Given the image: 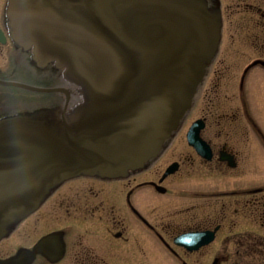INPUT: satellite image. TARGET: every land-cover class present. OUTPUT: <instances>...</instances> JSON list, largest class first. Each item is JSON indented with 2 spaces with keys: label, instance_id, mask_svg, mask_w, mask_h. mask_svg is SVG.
Returning <instances> with one entry per match:
<instances>
[{
  "label": "water",
  "instance_id": "obj_1",
  "mask_svg": "<svg viewBox=\"0 0 264 264\" xmlns=\"http://www.w3.org/2000/svg\"><path fill=\"white\" fill-rule=\"evenodd\" d=\"M6 12L13 39L37 63L62 67L82 85L85 100L69 121L66 87L0 79L66 94L61 123L24 113L0 118V236L15 216L34 210L55 181L81 173L124 176L156 156L191 106L221 31L207 0H8ZM0 41H6L1 28ZM202 127V120L193 122L187 138L209 157ZM198 235L177 241L198 245ZM35 249L56 257L63 250L59 234L43 237Z\"/></svg>",
  "mask_w": 264,
  "mask_h": 264
},
{
  "label": "flooded vegetation",
  "instance_id": "obj_2",
  "mask_svg": "<svg viewBox=\"0 0 264 264\" xmlns=\"http://www.w3.org/2000/svg\"><path fill=\"white\" fill-rule=\"evenodd\" d=\"M208 1L212 7L221 6V0ZM246 8L255 11L264 22V5L251 2ZM0 28L6 40L0 41L1 46L22 49L19 43L12 42L10 26L0 23ZM261 61L264 59L258 57L252 64L263 65ZM6 71L11 70L7 67ZM14 71L15 68L0 76L14 78ZM46 73V81L59 83L61 77L55 67ZM202 87L203 82L197 97ZM56 94L57 98L65 99L64 93ZM11 97H0V109L5 110L0 111V118L17 113L18 108L9 105ZM76 114L77 110L67 112L70 120ZM56 120L61 123V119ZM195 120L203 121L199 135L208 146L209 157L203 154L207 153L203 147L200 153L185 138L181 142L186 154L162 170L155 161H148L143 167L128 170L124 176L109 178L81 173L61 179L54 182L32 210L43 211L52 206L67 215L74 213L79 220L114 227L111 236L116 243L106 241L107 236L96 241L78 236L69 251L66 239L69 231L57 230L41 235L30 246H18L14 252L0 250V264L11 259H17L15 264H159L163 254L168 258L165 264H264V134L255 129L260 141L253 146L247 140L242 144L229 143L219 139V131L214 134L209 129L206 116ZM169 143L165 150L170 148ZM173 164L174 170L164 175ZM77 180L113 187L105 192L86 181L85 188L80 189L74 187ZM157 196L165 201L162 205L156 204ZM26 217L15 216L0 236V243ZM51 233L59 234L63 246L62 251L54 253V258L35 249L39 240ZM185 233L199 234L201 243H178L177 238Z\"/></svg>",
  "mask_w": 264,
  "mask_h": 264
},
{
  "label": "rangeland",
  "instance_id": "obj_3",
  "mask_svg": "<svg viewBox=\"0 0 264 264\" xmlns=\"http://www.w3.org/2000/svg\"><path fill=\"white\" fill-rule=\"evenodd\" d=\"M260 1L221 0V8L218 11L214 9L216 7L211 9L220 16L222 28L220 47L210 64L206 80H202L203 87L200 96L196 98L194 104L192 102L184 120L166 138L172 135L167 147L170 148L164 150L155 160L159 170H162L172 160H178L186 154V148L181 140L186 138L190 124L199 117L208 118L209 129L212 128L214 134L219 131V139L222 141L227 140L229 143L236 141L242 144L247 140L252 146L256 144V141H260V136L255 129L259 128L264 134V66L261 64L254 66L252 61L258 57L264 59V22L258 14L254 13L255 11L246 8V5L251 2L258 6L264 5V3L259 4ZM6 4L7 0H0V23L9 25ZM10 37L12 38L11 33ZM7 67L11 71H6ZM54 67L58 69L59 76L62 78V67L58 68L56 65ZM14 68V78L0 76V79H12L36 86L49 84L45 81L47 71H42L45 66L35 61L31 50L25 52L19 48L0 45V75L10 73ZM5 95L12 96L9 105L14 104L13 107L18 110H27V112L21 111L24 115H32L39 120L53 122L54 114L42 109L46 107L44 105H49L53 101L54 97L50 94L0 84V97ZM81 102L82 100H74L72 105L77 106ZM0 111L5 110L0 109ZM86 181L89 180H77L73 183L74 187L84 189ZM89 182L96 190L104 188L105 192L113 187L109 184ZM155 199L157 205L165 202L158 196ZM57 230L69 231L66 234L69 251L78 236L88 241L102 240V236H107L106 241L116 243V239L111 236L116 228L100 226L94 220L86 222L79 220L74 213L67 215L64 210L50 206L27 216L9 238L1 241L0 250L14 252L18 246H30L41 235ZM163 257L164 259H161L159 264H165L164 262L167 261L165 254Z\"/></svg>",
  "mask_w": 264,
  "mask_h": 264
}]
</instances>
